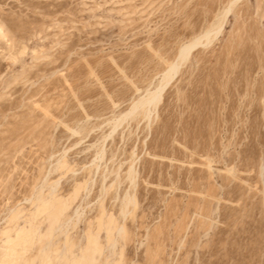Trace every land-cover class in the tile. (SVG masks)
Wrapping results in <instances>:
<instances>
[{
    "label": "rangeland",
    "instance_id": "374dc122",
    "mask_svg": "<svg viewBox=\"0 0 264 264\" xmlns=\"http://www.w3.org/2000/svg\"><path fill=\"white\" fill-rule=\"evenodd\" d=\"M231 1L0 0V264H264V0L127 116Z\"/></svg>",
    "mask_w": 264,
    "mask_h": 264
},
{
    "label": "bare ground",
    "instance_id": "6f19581e",
    "mask_svg": "<svg viewBox=\"0 0 264 264\" xmlns=\"http://www.w3.org/2000/svg\"><path fill=\"white\" fill-rule=\"evenodd\" d=\"M240 1L241 0H233L229 3L228 7L221 15L218 27L216 29L207 30L200 37L190 41L188 44L184 45L181 48L177 59L164 73L157 88L148 91L138 101H136L127 116L134 115L140 108H147L150 112H153V110L156 111L163 99L164 92L179 75L181 68L189 61L192 53L199 49L201 46L211 45L215 39H218V37L225 30L226 24L230 16L232 15L234 7ZM130 175H132V173Z\"/></svg>",
    "mask_w": 264,
    "mask_h": 264
}]
</instances>
